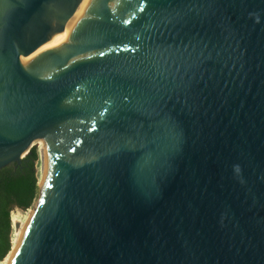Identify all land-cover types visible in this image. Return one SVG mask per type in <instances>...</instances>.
<instances>
[{"label":"water","instance_id":"95a60500","mask_svg":"<svg viewBox=\"0 0 264 264\" xmlns=\"http://www.w3.org/2000/svg\"><path fill=\"white\" fill-rule=\"evenodd\" d=\"M61 2L0 0V169L52 161L11 264H264V0H101L17 62Z\"/></svg>","mask_w":264,"mask_h":264},{"label":"bare ground","instance_id":"6f19581e","mask_svg":"<svg viewBox=\"0 0 264 264\" xmlns=\"http://www.w3.org/2000/svg\"><path fill=\"white\" fill-rule=\"evenodd\" d=\"M101 5V0H62L59 8L57 9V15L53 22L52 30L49 39L38 46L35 50L25 54L21 53L17 58V62L22 63L23 65L33 55L57 47L58 45L64 44L67 39L72 37L73 32L72 30L75 26L79 23V20L84 18L85 16L88 17L90 13L94 14L97 12L99 6ZM5 6L0 4V11L4 9ZM70 23H73V27L70 28ZM69 25V27H68ZM71 49L67 52L62 54L61 61L62 63H69L79 57L81 50L84 46V43H77L74 44ZM34 74H41L45 75L50 71L44 69H34L30 70ZM39 155H40V166H39V178H40V188L43 193L50 168H51V158L48 152L47 146L41 144L38 148ZM41 197L39 198L36 205H39ZM35 205V206H36ZM36 206L35 209L31 210V213L27 217V219H23L19 213L12 212V242H13V249L11 253H9L3 260H0V264H11L19 246L23 240L25 232L28 228V225L38 207Z\"/></svg>","mask_w":264,"mask_h":264},{"label":"trees","instance_id":"16d2710c","mask_svg":"<svg viewBox=\"0 0 264 264\" xmlns=\"http://www.w3.org/2000/svg\"><path fill=\"white\" fill-rule=\"evenodd\" d=\"M39 159L37 149L33 148L16 168L9 165L0 169V260L13 249L12 210L17 207L31 211L38 205Z\"/></svg>","mask_w":264,"mask_h":264},{"label":"rangeland","instance_id":"374dc122","mask_svg":"<svg viewBox=\"0 0 264 264\" xmlns=\"http://www.w3.org/2000/svg\"><path fill=\"white\" fill-rule=\"evenodd\" d=\"M41 144H44V145H45V143H44L43 141H38L36 145H37L38 148H39V146H40ZM45 146H46V145H45ZM39 166H40V161L38 160V161H37L38 172H39ZM39 195H40V190H39V192H38V196H37V197H39ZM35 208H36V207H35ZM12 212L19 213V214L21 215V217H23V219H27V217H28L29 214L31 213L30 210L26 211L25 209H21V208H17V207L14 208V209L12 210Z\"/></svg>","mask_w":264,"mask_h":264}]
</instances>
